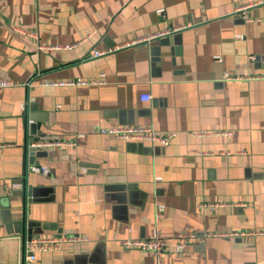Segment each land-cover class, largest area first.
I'll return each mask as SVG.
<instances>
[{
    "label": "crops",
    "instance_id": "obj_1",
    "mask_svg": "<svg viewBox=\"0 0 264 264\" xmlns=\"http://www.w3.org/2000/svg\"><path fill=\"white\" fill-rule=\"evenodd\" d=\"M251 1L0 0V264L59 235L84 241L30 264H155L119 241L147 238L157 204L163 264H264V5L235 12ZM137 126L175 136L102 132ZM57 140L76 141L29 147ZM202 233L244 235L176 250Z\"/></svg>",
    "mask_w": 264,
    "mask_h": 264
},
{
    "label": "built area",
    "instance_id": "obj_2",
    "mask_svg": "<svg viewBox=\"0 0 264 264\" xmlns=\"http://www.w3.org/2000/svg\"><path fill=\"white\" fill-rule=\"evenodd\" d=\"M264 5V0H254L238 6L235 9L236 13L242 14V18L250 22L253 19L246 13L247 9ZM149 40V39H145ZM140 41L132 42L130 44H138ZM106 51H93L92 57H98L103 54L108 53ZM101 79L95 81L86 80H73L67 82L70 86L78 85H89V84H100ZM11 82L1 81L0 88L12 87ZM150 96H141L140 100L142 102H149ZM103 133L113 135L115 138L120 140H131V141H147L151 144L167 146L171 139L174 138V132H167L160 134L152 130L149 127H113L109 129L102 130ZM229 135V133H226ZM80 138V136H77ZM76 140H57V141H40L35 144L29 145L30 148L46 149L49 147H74ZM28 172L38 173L46 175L48 173V168L44 165L29 164L27 166ZM163 207L161 205L155 206L153 226L150 230L149 236L145 239H126L119 241L121 247L125 249L136 248L141 251L150 252L155 260V264H163V256L169 250L168 241L162 236L161 233V217H162ZM241 233H202V234H188L182 236L176 242V250H182L187 244L203 243L206 238L209 237H231V236H242ZM84 241L79 237H67L63 235L54 237H25L21 240L20 250H21V264H30L36 261V254L41 252H53L60 249L61 244L66 242H82Z\"/></svg>",
    "mask_w": 264,
    "mask_h": 264
},
{
    "label": "water",
    "instance_id": "obj_3",
    "mask_svg": "<svg viewBox=\"0 0 264 264\" xmlns=\"http://www.w3.org/2000/svg\"><path fill=\"white\" fill-rule=\"evenodd\" d=\"M32 128L34 127V126H31ZM38 141V140H37ZM32 150L31 151H36V150H38L37 148H31Z\"/></svg>",
    "mask_w": 264,
    "mask_h": 264
}]
</instances>
